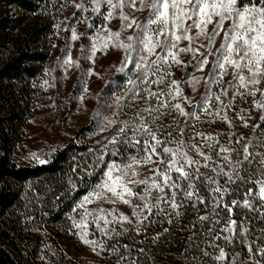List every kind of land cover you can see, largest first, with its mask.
Instances as JSON below:
<instances>
[{"label": "trees", "instance_id": "trees-1", "mask_svg": "<svg viewBox=\"0 0 264 264\" xmlns=\"http://www.w3.org/2000/svg\"><path fill=\"white\" fill-rule=\"evenodd\" d=\"M69 3L70 0H0V264H264V257L257 251L264 247V200L248 195L249 190L259 191L255 181L264 179V157L256 156L251 163L235 167L223 160L227 155L232 162L243 161L244 146L249 140L254 142L249 152L264 154V122L256 118L254 96L245 90H241L243 95L233 94L231 109L222 112L214 106L215 120L175 118L176 123L152 129L162 140L167 137L169 141L197 147L212 144L211 148H201L211 157L208 167L203 166V158L193 149H186L193 160L200 161L202 175L196 179L193 168L191 180H179V174L173 173V180L180 184L176 201L180 207L173 209L161 203L163 207L160 204L140 219L131 217L107 226V233L91 225L90 233L100 245L101 256L82 262V244L75 225L84 215V206L75 212L73 209L101 181L109 162L142 158L145 151L141 138L139 143L129 142L127 134L111 144H106V139L91 141L90 126H83L57 147L45 164L17 158V125L24 121L39 91ZM245 3L248 0H240L241 5ZM9 4L18 10L16 17L11 16ZM168 77L170 74L166 81ZM117 81L121 88L127 80L116 78ZM114 87L118 88L116 84ZM225 115L226 120L221 118ZM258 124L259 129L254 131ZM207 136L214 140L206 141ZM165 146L176 144L170 142L157 149L163 160L159 163L161 169L171 159L163 153ZM221 147L232 151L217 155ZM221 167L223 174H218ZM208 178L215 182L210 184ZM189 183H195L196 196L204 203H197L196 196L191 201L184 199L185 192L193 191ZM217 184L221 192H227L213 193L211 189ZM135 189L137 194L143 192L141 185ZM136 200H140L138 196ZM246 200L252 207L244 206ZM150 201L156 203L154 198ZM233 201L237 202L235 206ZM202 216L209 219L201 221ZM232 221L236 222L235 228L224 231ZM249 244L252 253L248 252ZM221 249L225 260L217 261L214 257Z\"/></svg>", "mask_w": 264, "mask_h": 264}, {"label": "rangeland", "instance_id": "rangeland-1", "mask_svg": "<svg viewBox=\"0 0 264 264\" xmlns=\"http://www.w3.org/2000/svg\"><path fill=\"white\" fill-rule=\"evenodd\" d=\"M77 5H83V7L78 8ZM94 7L93 0H70L65 10V18L61 27L57 29L46 71L40 80L39 91L29 104V112L24 121L17 125L20 134L17 158L22 162L36 161L33 154L43 160L49 159L57 147L65 144L83 126L91 128L89 140L106 139V144H111L113 137L118 139L122 134H127L131 138L141 120L153 129L161 124L176 123L175 118L212 121L215 118L212 117L214 106H219L222 112L231 109L230 100L237 89L229 84V81L233 79V71L230 67L219 84L210 86L213 97L207 101L209 105L207 112L204 103L201 102L202 97L209 92L207 81L209 74L214 70L212 62L215 60L216 49L222 42L223 33L216 37L211 49L212 55L208 56L209 63L204 66L203 70H199L197 65L200 54L207 52L208 35L196 37L192 42L191 47L198 49L195 54L181 52L178 55L179 63H171L161 69L162 72L170 73L168 81L165 79L164 83L158 85L140 84L137 93H128L130 87L128 80H137L138 77L142 79V72L135 69L134 63L123 72L118 71L126 62L125 51L115 45L113 42L115 38H110L109 32L120 33L118 39L127 42V37L134 34L135 26L122 28L120 8L114 10L111 19H106L110 10L109 6L101 4L99 13L93 12ZM10 9L12 16L16 17L18 11H16V7H10ZM123 11L129 20L134 19L140 22H143L149 13L148 8H141L140 0H136L134 5L129 3ZM19 14L21 13L19 12ZM229 24L230 21L225 22V29ZM213 27L214 24H209L207 32L210 33ZM196 31V29H192L190 34L195 36ZM74 34L75 39L73 38ZM106 41L109 46L102 48ZM94 47L96 50L93 55ZM178 47L188 48L189 41L181 40ZM156 51L160 52L161 50L156 49ZM133 56L135 60V54ZM149 59H155V56ZM116 78L127 81L120 88L121 85L118 81L116 82ZM149 79L155 80L156 76H150ZM173 80L179 82L182 95L176 96L174 86L170 89ZM236 83L238 85L239 82ZM115 84L116 87L118 86L116 90ZM255 88L258 89L254 95V107L257 109L256 118H261L264 117V108H258L256 104H264V79H261ZM221 89H228V94L221 95ZM169 90L172 92L171 96L160 98L161 101L165 99L170 101L167 108H160L156 97L149 98L148 96L149 92L167 93ZM241 90L245 89H238L240 92ZM215 95H220L219 101H216ZM173 96H175L174 100ZM118 97L122 98L119 103L117 102ZM175 103H180L184 112L189 115L186 117L177 112L172 107ZM146 108L159 110L152 112L150 116L147 111H144ZM193 113L195 114L192 115ZM109 121H114V123H109ZM121 128L125 129L123 133L119 131ZM139 138L143 142L150 140L147 135L138 136L137 139L139 140ZM144 155L146 156L147 153L144 152ZM145 156L125 162H109L101 181L86 196L97 190V185L103 182L105 173L113 164L121 169L126 165H132L127 169L126 179L128 181L148 179L151 183L150 178L156 176V169L159 168L161 160L160 157L154 155L150 162L144 163ZM137 160L140 162L136 163ZM133 171L137 175L133 176ZM114 174L118 175L119 173ZM156 179L159 181L161 178L156 177ZM129 186L136 193L135 188L140 185L129 184ZM141 189L143 192L138 194L139 196L145 194V185H141ZM163 194L172 195V189L165 188ZM160 195L159 191H153L150 200L154 198L156 202ZM130 199L131 203H124L112 196L111 192L105 191L100 198L93 197L90 203H84V215L76 223L81 225L77 227V230L82 244L79 255L83 263H89L101 256L100 245L90 233L91 225L101 230L120 221L121 214L127 216L129 220L131 217L140 219L148 212L146 210L141 212L140 216L133 215L134 208L139 211L145 201L136 200V196L130 197ZM163 206L164 204H161V207ZM101 209L104 210L103 213L100 212ZM85 211L92 215L86 216ZM99 215H105L110 223L105 225L103 219L97 220L96 217ZM83 233H87L84 239L95 241V245L85 243L84 239H81Z\"/></svg>", "mask_w": 264, "mask_h": 264}, {"label": "snow or ice", "instance_id": "snow-or-ice-1", "mask_svg": "<svg viewBox=\"0 0 264 264\" xmlns=\"http://www.w3.org/2000/svg\"><path fill=\"white\" fill-rule=\"evenodd\" d=\"M136 0H93L95 7L92 9L94 13H99L101 11V4H107L109 6V12L106 16V19H111L114 10L120 8V19L122 28H133L135 26V31L133 35L127 37V42L120 41L118 38L120 33H111L109 32L110 38H115L114 43L116 46H119L125 51V63L118 69L119 72H123L126 68H129V65L134 63L135 69L142 72V79L138 77L137 80H128L130 87L128 88V93H137L138 85L145 84H162L165 82V76L170 73L162 72L161 69L165 66L170 65L171 63H179L178 55L181 52H193L194 54L198 49L191 47L192 42L196 37L208 35V48L206 53L200 54V60L198 61V69L203 70L204 66L209 63L208 56L212 55V46L215 43L216 37L223 33V39L219 46L216 49L215 60L212 62L213 71L209 74V80L207 81L209 85V92L202 97V103L205 105V111H208L209 105L207 101H210L213 97L211 92V85L219 84L222 80V77L227 74L228 68L230 67L233 71V79L229 81V84L237 89L234 93L235 95H243L238 91L239 88H243L248 95H255L258 89L255 88L261 82V79H264V0H248V3H245L241 6L240 0H140L141 8H148L149 13L144 18L143 22L137 20H129V17L125 15L123 9L129 3L135 4ZM78 8L83 7V5H77ZM190 21V23H189ZM226 21H230L229 26L225 29L224 25ZM209 24H214V27L210 33L207 32ZM196 29V35L192 36L191 30ZM75 39V34L73 35ZM181 40H188V48L178 47ZM109 46L107 41L102 45L103 47ZM156 49H160V52H157ZM95 47L93 48V55L95 54ZM175 50V51H174ZM135 54V60L134 56ZM155 56V59H149L150 57ZM131 70V69H129ZM218 70V73H217ZM159 73V74H158ZM247 73V75H245ZM156 76L155 80H150V76ZM239 82L238 85L236 82ZM175 87L176 96L182 95V90L179 87L178 81H171V87ZM251 86V88H250ZM228 89H221V95H227ZM127 95V93H126ZM172 92L169 90L165 92H149L148 96L156 97L159 102L160 108H167L170 101L167 99L161 101L162 96H171ZM175 99V96L172 97ZM187 99V98H185ZM216 101L220 100V95H215ZM122 100L121 97L117 98L119 103ZM230 106V105H229ZM172 107L180 112L186 117L189 115L184 112V109L180 103H175ZM256 107L264 108V104L257 103ZM159 109L146 108L144 111H147L151 116L152 112ZM193 113L192 115H194ZM219 115V112L216 113ZM222 119H227V116L221 117ZM243 119V117H241ZM261 121L264 122V117H261ZM109 123H114V121H109ZM245 126L247 123L245 122ZM260 125L255 126V130L259 129ZM121 133L125 131L124 128L119 130ZM183 132V130H181ZM147 135L150 137V140H145L144 142V151L147 153L143 162L147 163L152 160V157L155 155L160 156V153L157 151L162 145L168 143L176 144V147L165 146L163 147V153L171 156V159L168 161L166 168L156 169V176L150 178L149 180L141 181H128L126 177L128 176V168H131L132 165H126L125 168L121 169L119 166L113 164L109 166L108 171L105 173V178L103 182L97 185V190L83 198V203L74 208L73 211H78L79 208L84 206V203H90L92 198H100L103 192H111L112 196L116 197L118 200L124 203H131L130 197L138 196L139 199L145 201L142 208H139V211L134 208L133 215L140 216V213L144 210H147L151 213L153 208H159L161 203L170 204L173 209L180 207L177 201V189L180 188V184L173 180V173H178L179 180H191L192 173L191 169L195 168L196 179H199L202 175L199 172L201 167L199 160H193L189 155L186 149H193L200 157L204 160V167H208V163L211 161V157L204 154L201 151L202 147H212V144L202 145L197 147L195 144L186 145L183 141H169L166 137L165 139H160L157 133L153 132L152 129L141 120L140 125L134 130V134L131 137L129 142L139 143L137 139L138 136ZM170 135V134H169ZM202 135V134H201ZM206 141H213L214 137L207 136L204 137ZM112 143L117 142V137L112 138ZM239 143V141H236ZM254 146L253 140H249L248 144L244 146V159L240 162H232L230 157L227 155L223 156V160L230 165L235 167L236 164L251 163L252 158L256 156L264 157L262 153H252L249 152V148ZM232 151L228 148L221 147L220 152L217 155L227 153ZM33 158L39 164H45L47 161L40 159L38 156L33 154ZM139 163L140 161H135ZM161 163L163 160L161 159ZM261 164L264 165V158L261 159ZM216 171V169H213ZM119 173L115 175L114 173ZM218 174H223V168H220ZM132 175L135 176L137 173L132 172ZM261 175L264 176V169L261 171ZM156 177L161 179L158 181ZM237 179L239 177L237 176ZM229 180H232L231 175H229ZM208 182L214 183L215 181L212 178H208ZM259 186L258 193H254L252 190H249L248 195H258L261 200H264V179L255 181ZM133 185H145V194L139 196L133 191V188L129 186ZM165 188L172 189L171 197H168L164 193ZM189 188H192L193 191L185 192L184 199L191 201L195 193V183H189ZM213 193L221 192L220 186H217L211 189ZM153 191H159L161 195L157 199L156 203L150 201V196ZM223 192H227V189H223ZM221 192V195H223ZM197 203H204L202 198L196 196ZM219 203V201H217ZM237 204L236 201H233V206ZM245 207H252L250 201H245ZM139 207V206H138ZM229 212L232 211L231 208L228 209ZM101 213L104 212L103 209L100 210ZM85 215H92L85 211ZM179 215V213H177ZM148 217H143L147 219ZM97 220L103 219L105 225L110 223L106 219L105 215H99L96 217ZM120 221H127L128 217L121 214ZM201 221H206L209 219L208 216H202L199 218ZM219 221H217L218 223ZM76 227H80V224H76ZM236 226V222L232 221L229 227H226L224 231H232ZM99 228V225L97 224ZM101 231L107 233L108 229L105 227ZM87 233L81 234V239ZM228 239V237H225ZM85 243H91L95 245V241H88L84 239ZM103 247V245H101ZM248 252L252 253V245H247ZM258 253L264 257V247L258 248ZM207 255V253H205ZM239 255V254H238ZM254 258V256H253ZM217 261L225 260V252L223 249L220 250V254L217 257H214ZM236 260V258H234ZM256 264H260L259 261Z\"/></svg>", "mask_w": 264, "mask_h": 264}, {"label": "built area", "instance_id": "built-area-1", "mask_svg": "<svg viewBox=\"0 0 264 264\" xmlns=\"http://www.w3.org/2000/svg\"><path fill=\"white\" fill-rule=\"evenodd\" d=\"M9 6H10V7H13L12 4H9ZM10 13H12V11H11ZM11 16H12V15H11ZM12 17H14V16H12ZM7 44H8V46H10V48L12 47V44H10V43H7ZM5 51L8 52V49L6 48Z\"/></svg>", "mask_w": 264, "mask_h": 264}]
</instances>
